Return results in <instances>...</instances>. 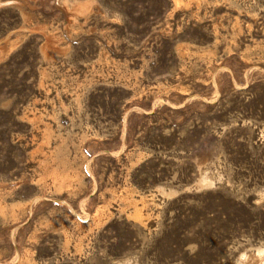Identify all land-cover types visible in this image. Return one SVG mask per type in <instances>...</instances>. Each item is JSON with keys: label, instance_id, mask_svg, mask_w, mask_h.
<instances>
[{"label": "rangeland", "instance_id": "1", "mask_svg": "<svg viewBox=\"0 0 264 264\" xmlns=\"http://www.w3.org/2000/svg\"><path fill=\"white\" fill-rule=\"evenodd\" d=\"M0 264H264V0H0Z\"/></svg>", "mask_w": 264, "mask_h": 264}]
</instances>
